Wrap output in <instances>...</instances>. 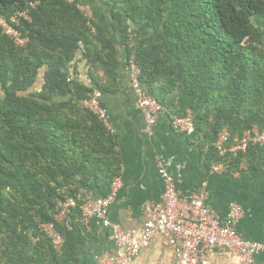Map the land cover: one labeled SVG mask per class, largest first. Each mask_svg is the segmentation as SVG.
I'll use <instances>...</instances> for the list:
<instances>
[{
	"label": "trees",
	"instance_id": "obj_1",
	"mask_svg": "<svg viewBox=\"0 0 264 264\" xmlns=\"http://www.w3.org/2000/svg\"><path fill=\"white\" fill-rule=\"evenodd\" d=\"M102 4L115 37L82 12L81 0H0V18L29 16L16 27L23 47L0 27V264H78L92 251L78 195L94 181L111 187L122 172L116 136L81 102L118 92V47L171 120L194 114L192 137L209 167L228 163L229 174L254 176L259 154L264 166V146L224 155L215 148L223 129L233 139L264 130V0ZM82 62L90 84L78 81ZM67 198L77 204L59 221ZM44 224L62 236L60 250Z\"/></svg>",
	"mask_w": 264,
	"mask_h": 264
},
{
	"label": "crops",
	"instance_id": "obj_2",
	"mask_svg": "<svg viewBox=\"0 0 264 264\" xmlns=\"http://www.w3.org/2000/svg\"><path fill=\"white\" fill-rule=\"evenodd\" d=\"M103 0H81V8L90 19L100 24L115 37L111 28V10L102 4ZM118 86L114 95L102 96L108 115V129L116 136L122 175L121 188L112 205L109 217L125 231L141 234L150 208L161 201L164 183L158 172V165H165L177 181L182 196L196 193L202 184H207L208 205L222 219L226 218L230 204L237 203L244 210L238 224L242 236L250 241L264 244V166L260 154L253 157L258 165L254 176L248 173L215 174L211 172L201 151L202 140L181 134L172 127V120L166 112L160 114L154 133H145V120L136 107L137 97L131 86L128 60L123 47H118ZM85 63L79 64L82 74L79 82H90ZM144 93L151 97L146 86ZM257 154L260 150L255 151ZM254 152V153H255ZM110 187H99L94 181L81 188L78 199L81 202L105 198ZM65 219V218H64ZM63 219V220H64ZM62 220V221H63ZM93 236L91 252L84 254L78 264H101L105 258L121 254L110 240L108 230L96 219L86 224ZM133 264H181L174 248L164 244V238L157 235L142 249ZM203 264H239L236 257L222 252L211 253ZM254 264H264V253L257 256Z\"/></svg>",
	"mask_w": 264,
	"mask_h": 264
},
{
	"label": "built area",
	"instance_id": "obj_3",
	"mask_svg": "<svg viewBox=\"0 0 264 264\" xmlns=\"http://www.w3.org/2000/svg\"><path fill=\"white\" fill-rule=\"evenodd\" d=\"M80 9L82 10L81 7ZM20 18L29 20L26 12L18 13L8 21L0 18L3 34L17 47H23L28 41L23 39L16 29ZM140 72L135 60L130 59L128 73L131 86L137 97L136 107L145 120V133L151 136L160 114L165 112V109L156 99L144 93ZM101 98V93L95 91L89 99H83L81 104L97 115L107 126L108 115L106 109L101 105ZM171 122L177 132L187 136L194 134V114L191 111H188L184 117L173 118ZM263 146L264 130L261 131L258 127H254L246 131L242 137L234 139L227 129H223L215 141V148L221 155L246 153L252 148ZM209 168L215 174H227L229 164L213 161ZM158 172L164 183V192L161 201L148 211L147 220L143 226L144 231L139 235L125 231L110 220V209L121 188L120 178L114 179L107 197L82 202L81 211L84 224L91 219L98 220L101 226L108 230L110 240L121 251V254L116 257L105 258L103 262H100L101 264H133L140 251L150 244L156 234L164 238L165 245L174 248L176 257L181 264H203L214 252L234 256L239 264H254L257 256L264 253L263 243L245 239L238 230L239 221L244 216V210L239 204H230L226 218L222 219L207 203V184H202L198 191L191 196L184 197L178 190L174 175L165 165L159 164ZM76 204L77 202L73 198H67L61 202L57 220L62 221L66 218ZM41 228L53 241L55 248L60 250L63 238L56 231L54 225L44 224Z\"/></svg>",
	"mask_w": 264,
	"mask_h": 264
},
{
	"label": "clouds",
	"instance_id": "obj_4",
	"mask_svg": "<svg viewBox=\"0 0 264 264\" xmlns=\"http://www.w3.org/2000/svg\"><path fill=\"white\" fill-rule=\"evenodd\" d=\"M152 98V97H151Z\"/></svg>",
	"mask_w": 264,
	"mask_h": 264
}]
</instances>
